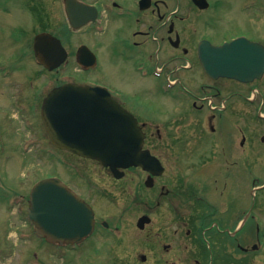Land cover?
<instances>
[{
	"label": "flooded vegetation",
	"instance_id": "obj_1",
	"mask_svg": "<svg viewBox=\"0 0 264 264\" xmlns=\"http://www.w3.org/2000/svg\"><path fill=\"white\" fill-rule=\"evenodd\" d=\"M206 1L209 4L201 6L196 0H134L133 7L128 8L122 0H95L99 11L95 23L108 16L112 23L109 30L107 26L104 30H0V164L5 150V157L10 158L8 148H14L24 161L41 160L43 156L50 159L47 149L53 144L42 118V106L48 93L66 82L107 87L122 106L138 117L152 153L163 163L170 156L176 162L172 188L166 187L165 173L154 176V185L149 187L144 183L148 172L137 168L127 169L123 178L116 179L108 167L100 164V173L75 166L77 190L94 209L96 231L81 248L50 246L55 252L67 255L86 251L91 264H116L117 238L112 232L117 228L111 229L105 217L109 214L99 204L110 202V192L105 190L111 183L136 172L145 178L140 190L137 188L140 196L136 198L145 206L143 213L152 217L143 229L147 233L143 250H153L156 255L159 246L160 252L169 254L151 262L152 257L144 252L142 264H254V258L264 254L260 220L264 215V72L249 80L220 72L210 74L200 59V41L204 38L221 45L224 40L244 35L264 47V34L254 38L241 31L214 42L206 30H198L201 25L211 24V18L223 19L226 6L243 15L252 8L264 13V0ZM129 10L135 17L131 25L124 22V17L130 16ZM42 11L46 14L45 8ZM110 30L122 34L112 35ZM70 31H80L81 39L92 34L100 40L96 47L102 51L108 36L115 41L113 50L131 59L136 76L151 80L162 94L168 81L183 87L187 95L168 96L174 106L167 113H143L148 107L139 103L138 94L127 93L114 82L93 74L92 70L101 64L102 54L81 40L76 51L87 44L96 57L91 67L78 62L76 51L72 54L67 46ZM41 32L59 37L68 51L67 59L54 69L39 62L35 53L34 39ZM209 56L218 59L213 52ZM70 61L75 65L69 67ZM171 114L172 120H166L165 116ZM171 130L177 132L176 136L164 141ZM38 146L44 149V155L38 152ZM86 160L97 164V160ZM148 190L154 191L151 199ZM167 210L171 218L160 220L167 223L170 234L164 243L163 226L155 224L154 217ZM100 232L104 234L98 235Z\"/></svg>",
	"mask_w": 264,
	"mask_h": 264
},
{
	"label": "rangeland",
	"instance_id": "obj_2",
	"mask_svg": "<svg viewBox=\"0 0 264 264\" xmlns=\"http://www.w3.org/2000/svg\"><path fill=\"white\" fill-rule=\"evenodd\" d=\"M28 1L30 0H0V30H18L20 28L24 30H34L35 28L36 30H67L66 26H69V23L64 10L63 0H31L30 3L33 2L31 3L32 5H41L46 10V14L43 11L39 12L37 10L35 13H38V16L32 13L31 4L27 6L29 4ZM88 1L92 2L94 0ZM122 4L128 6V8H132L134 0H122ZM224 13V18L220 19L221 21L219 18H211V24L206 26L201 25L198 30H206L207 35L214 42L223 38H231L241 31L248 33L254 38H260L264 34V13L260 12V9L252 8L243 15L242 11L239 13L226 6ZM129 15L128 17H124V22L127 25L133 24L135 19L131 10H129ZM246 16L250 18L247 19ZM39 20L41 23L37 22ZM102 25L104 27L107 26L109 30L112 27L110 17H103ZM79 30H85V28ZM79 32L70 31V43L67 46L72 50V54H74L79 42L83 41L92 48H95L100 55L102 54L101 64L92 70L95 76H99L104 81L114 82L116 86L123 88L127 93L138 94L141 97V102L139 103L148 107L142 110L143 112L159 114L171 110L174 102L170 100L171 103L167 100L166 96L157 89L151 80L142 79L135 75L131 59L129 57H120L117 51L113 50L115 41H111L107 36L108 41L105 42V48L102 51L96 47V43L100 40L94 39L92 34L83 36L81 39ZM110 32L112 35L122 34L119 30H110ZM62 36L65 39L64 31L62 32ZM102 39H105V37H102ZM0 42H3L2 38ZM111 45L112 50L110 49ZM73 65H75V61H70L69 67ZM115 66L118 69H114ZM184 83L190 86L186 81ZM164 88L169 92L177 94H170V96H181L185 92V89L180 85H173L167 81H165ZM161 133L166 135L165 131ZM176 134V131H169L164 141L173 139ZM155 145V149H157L159 143L156 141ZM37 149L40 154L44 155V149L39 148V146ZM7 150L11 151V156L10 158L5 157V150L1 156L2 163L0 166V264H91L89 254L86 251L69 253L67 255L54 252V249L47 242L34 234L33 229L26 224L24 219H19V215H16L15 209L11 210L8 208L6 200L2 197L3 193L10 192H21L26 195L28 188L31 186L29 178L44 175L48 172L52 174L59 173L65 180H70L72 172L68 167L63 166V160L68 161L69 167H72V164H79V166L86 167V169L94 173H100L103 169L95 162L91 163V161L85 159L75 160L60 149L52 148V151L62 154H60L63 159L62 162L57 158L52 159L49 164L44 156L41 161L36 158L24 161L14 148H8ZM48 165L50 166L47 168ZM165 165L166 171L163 179L164 182H167L166 187L172 188L173 177L176 171V162L173 161L172 156L166 158ZM144 179L143 174L139 176L136 172H130L126 179L114 181L111 183L110 188L105 190L106 192H110V203L99 204L102 210L108 212L109 217L117 221L114 226L118 228L113 232L115 238H117L116 248L114 249V261H116V264H142L139 255L144 252H147L152 257L150 259L151 262H157L160 257L165 259L169 256V254L160 252L161 249L156 244V255L153 250H143L142 243L147 233L146 231L139 230L136 222L138 217L145 211V206L141 202H138L136 195L139 193L140 196L138 189L140 190L139 186L143 183ZM148 193L151 199L154 196V191L148 190ZM96 197L98 196L96 195ZM165 213H157L154 217L155 224L160 223L163 226L161 235L162 242L164 243L169 241L170 234L166 228L167 223H162L160 220L171 218L168 210ZM150 234L155 237L154 234ZM260 263L264 264V254L257 255L254 258V264ZM102 264H107V262Z\"/></svg>",
	"mask_w": 264,
	"mask_h": 264
},
{
	"label": "water",
	"instance_id": "obj_3",
	"mask_svg": "<svg viewBox=\"0 0 264 264\" xmlns=\"http://www.w3.org/2000/svg\"><path fill=\"white\" fill-rule=\"evenodd\" d=\"M65 2L73 27L94 19L93 8L85 3L78 0ZM241 45L243 42L235 41L223 47L230 59L225 74L238 75L237 69L251 68L250 62L241 63L239 56L233 55ZM35 50L50 68L61 64L67 56L60 40L48 33L37 35ZM80 53L87 59L83 60L86 64L92 63L94 55L87 46H81ZM263 68L260 65L255 75ZM101 91L104 90L71 83L51 91L44 101L42 116L53 142L60 148L99 159L110 166L116 177L123 175L120 167L138 165L153 174H162L164 167L159 159L148 149H143L144 134L136 118ZM146 183H152L151 177ZM29 214L39 233L51 240L79 241L93 230L91 207L58 179H43L35 185L30 196ZM149 221L148 216H142L138 226L143 228Z\"/></svg>",
	"mask_w": 264,
	"mask_h": 264
}]
</instances>
